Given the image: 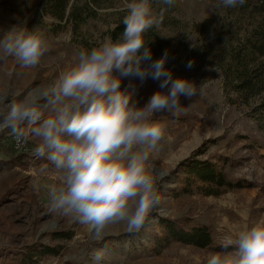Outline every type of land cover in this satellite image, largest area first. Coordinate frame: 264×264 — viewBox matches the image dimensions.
Returning <instances> with one entry per match:
<instances>
[{"label":"rangeland","instance_id":"1","mask_svg":"<svg viewBox=\"0 0 264 264\" xmlns=\"http://www.w3.org/2000/svg\"><path fill=\"white\" fill-rule=\"evenodd\" d=\"M150 2L154 13L163 10L162 22L153 27L158 34L152 45L161 58L165 51L176 55L167 59L165 68L174 80L204 86L202 94L198 89L191 99L180 97L181 113L165 110L152 117L165 125L153 159L164 175L158 182L161 202L139 233L112 225L97 240L73 217L50 209L48 188L59 185L61 176L47 157L34 153L36 141L29 137L18 145L15 134L5 130L0 132V264H24L23 258L36 246L58 247L59 254L36 259L34 264H95L93 255L100 249L105 252L99 264H207L213 253L192 247L174 245L157 254L153 249L162 237L160 219L190 218L194 226H208L216 245L225 236L264 221V124L252 114L264 99V81L242 91L241 65L235 56L239 52L250 69L261 65L263 58H253L254 48L248 43L249 38L256 40L254 27L260 18L250 17L244 5L225 8L221 0H174L171 6L163 0ZM49 4L50 0H0V38L13 27H26L39 29L50 44L35 67H24L13 57L0 58V94L9 100L57 81L76 66L81 51H90L110 37L118 21L115 12L125 9V0H116L115 7L99 10L97 19L76 29L47 13ZM162 79L141 82L137 77H121V90L130 94V105L143 107L154 93L169 92L170 84L160 87ZM190 141V151L181 156V148ZM201 147L208 158L226 159L231 181L244 180L252 187L220 197L186 196L185 175L177 167ZM56 231L71 232L72 237L54 240Z\"/></svg>","mask_w":264,"mask_h":264},{"label":"clouds","instance_id":"2","mask_svg":"<svg viewBox=\"0 0 264 264\" xmlns=\"http://www.w3.org/2000/svg\"><path fill=\"white\" fill-rule=\"evenodd\" d=\"M169 6L174 0H163ZM246 0H221L225 8L243 6ZM124 31L90 51L79 53L78 63L57 81L32 89L19 100L0 94V132L10 130L17 144L29 137L34 153L47 157L60 173L61 183L48 188L50 209L73 217L97 240L112 225L139 233L161 202L158 182L164 179L153 159L165 125L152 120L167 110L182 112L180 97L203 93L186 79H173L165 68L168 52L152 61L145 33L159 27L163 10L154 13L150 0H125ZM50 50L39 29L13 27L0 38V58L13 57L24 67L37 66ZM189 61L187 67L191 68ZM161 80L167 94L154 93L143 107L130 105L121 90V77ZM222 251L207 264H264V221L227 235ZM104 249L93 255L95 264Z\"/></svg>","mask_w":264,"mask_h":264},{"label":"trees","instance_id":"3","mask_svg":"<svg viewBox=\"0 0 264 264\" xmlns=\"http://www.w3.org/2000/svg\"><path fill=\"white\" fill-rule=\"evenodd\" d=\"M115 2L116 0H50L49 5L51 8L47 9L46 12L60 22L65 21L73 24L77 29L87 21L97 19L99 10L115 7ZM243 9L248 10L250 17L257 16L260 18V21L254 27L253 37L256 40L253 41V38H249L248 43L253 45V58L257 55L263 58L261 65L250 69L248 65H243L245 58L239 52L235 54L236 60L241 65L240 69H238L241 78L239 88L242 91H247L252 90L257 82L263 83L264 81V0H246ZM115 14L118 15V21L109 32V36L113 41L119 39L124 31L123 18L127 15V10L116 11ZM157 34L154 28L145 33L144 38L147 47L152 53V60L146 62L147 64L161 58V52L152 45ZM175 57L174 52L168 53L169 60H173ZM257 92L260 93L261 91ZM252 114L261 125L264 124V99L255 107ZM261 129L264 131V127ZM205 154V149L201 147L177 167V170L182 171L185 175V185L182 188V192L186 196L220 197L229 192L252 187V184L247 181H231L229 179L226 159L222 158L216 161L206 157ZM159 226L162 230V237L157 238L153 249L157 254H161L164 250L174 245L192 247L212 253L222 251L221 245L215 244L212 230L208 226H194L190 218H162ZM52 236L54 240L66 241L71 239L72 233L56 231ZM58 254V247L36 246L26 254L23 260L24 264H34L42 257L47 255L57 256Z\"/></svg>","mask_w":264,"mask_h":264},{"label":"bare ground","instance_id":"4","mask_svg":"<svg viewBox=\"0 0 264 264\" xmlns=\"http://www.w3.org/2000/svg\"><path fill=\"white\" fill-rule=\"evenodd\" d=\"M192 145H193V141L186 143L180 150L181 156L186 155L190 151Z\"/></svg>","mask_w":264,"mask_h":264},{"label":"built area","instance_id":"5","mask_svg":"<svg viewBox=\"0 0 264 264\" xmlns=\"http://www.w3.org/2000/svg\"><path fill=\"white\" fill-rule=\"evenodd\" d=\"M199 2H206V1H209V0H197Z\"/></svg>","mask_w":264,"mask_h":264}]
</instances>
